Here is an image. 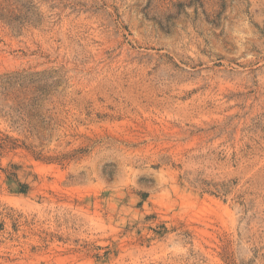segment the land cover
Masks as SVG:
<instances>
[{
  "label": "rangeland",
  "instance_id": "1",
  "mask_svg": "<svg viewBox=\"0 0 264 264\" xmlns=\"http://www.w3.org/2000/svg\"><path fill=\"white\" fill-rule=\"evenodd\" d=\"M0 264H264V0H0Z\"/></svg>",
  "mask_w": 264,
  "mask_h": 264
}]
</instances>
